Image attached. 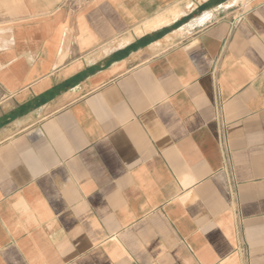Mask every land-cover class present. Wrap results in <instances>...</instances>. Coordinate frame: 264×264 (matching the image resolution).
<instances>
[{
    "label": "crops",
    "instance_id": "obj_1",
    "mask_svg": "<svg viewBox=\"0 0 264 264\" xmlns=\"http://www.w3.org/2000/svg\"><path fill=\"white\" fill-rule=\"evenodd\" d=\"M235 1L0 0V264H264V0Z\"/></svg>",
    "mask_w": 264,
    "mask_h": 264
},
{
    "label": "built area",
    "instance_id": "obj_2",
    "mask_svg": "<svg viewBox=\"0 0 264 264\" xmlns=\"http://www.w3.org/2000/svg\"><path fill=\"white\" fill-rule=\"evenodd\" d=\"M242 17L241 16H237L234 21H233V27H237V25L241 22Z\"/></svg>",
    "mask_w": 264,
    "mask_h": 264
},
{
    "label": "bare ground",
    "instance_id": "obj_3",
    "mask_svg": "<svg viewBox=\"0 0 264 264\" xmlns=\"http://www.w3.org/2000/svg\"><path fill=\"white\" fill-rule=\"evenodd\" d=\"M174 12H177V11L175 10ZM175 14H176V13H175ZM177 15H179V13H178ZM166 16H167V15H166Z\"/></svg>",
    "mask_w": 264,
    "mask_h": 264
},
{
    "label": "rangeland",
    "instance_id": "obj_4",
    "mask_svg": "<svg viewBox=\"0 0 264 264\" xmlns=\"http://www.w3.org/2000/svg\"><path fill=\"white\" fill-rule=\"evenodd\" d=\"M238 2V0H236L234 3H237Z\"/></svg>",
    "mask_w": 264,
    "mask_h": 264
}]
</instances>
